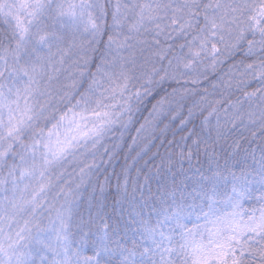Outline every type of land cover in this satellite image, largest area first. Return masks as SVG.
Instances as JSON below:
<instances>
[{"label":"snow or ice","instance_id":"obj_1","mask_svg":"<svg viewBox=\"0 0 264 264\" xmlns=\"http://www.w3.org/2000/svg\"><path fill=\"white\" fill-rule=\"evenodd\" d=\"M0 264H264V0H0Z\"/></svg>","mask_w":264,"mask_h":264}]
</instances>
